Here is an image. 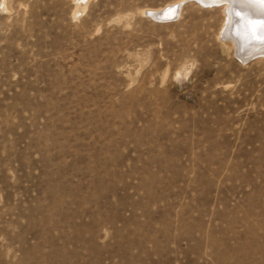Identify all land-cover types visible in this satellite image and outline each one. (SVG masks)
Masks as SVG:
<instances>
[{
  "label": "rangeland",
  "instance_id": "obj_1",
  "mask_svg": "<svg viewBox=\"0 0 264 264\" xmlns=\"http://www.w3.org/2000/svg\"><path fill=\"white\" fill-rule=\"evenodd\" d=\"M225 23L0 0V264H264V56Z\"/></svg>",
  "mask_w": 264,
  "mask_h": 264
},
{
  "label": "bare ground",
  "instance_id": "obj_2",
  "mask_svg": "<svg viewBox=\"0 0 264 264\" xmlns=\"http://www.w3.org/2000/svg\"><path fill=\"white\" fill-rule=\"evenodd\" d=\"M204 5L221 6L226 15V23L222 29L221 38L230 40L241 61L251 57L264 56V42L260 39V30L253 26L259 21H264V0H199ZM178 1L166 4L156 12L148 11L152 16L157 18L165 10L163 17H170L178 14ZM181 2V1H180ZM175 6L177 8H175ZM143 13H146L143 11ZM151 16V17H152ZM154 19V18H153ZM172 19H164L169 21ZM163 21V20H162ZM254 59V58H253Z\"/></svg>",
  "mask_w": 264,
  "mask_h": 264
},
{
  "label": "water",
  "instance_id": "obj_3",
  "mask_svg": "<svg viewBox=\"0 0 264 264\" xmlns=\"http://www.w3.org/2000/svg\"><path fill=\"white\" fill-rule=\"evenodd\" d=\"M194 1H196L197 3L198 2H200L199 0H194ZM175 8H177L176 6H175ZM165 10H163V12H164ZM162 12V13H163ZM162 13L160 14V16H158L157 18H155L154 16H152L151 14V16L154 18V19H156V20H164V19H174L175 17H176V9H175V12H174V14L172 15V16H170V17H163V15H162ZM259 30L257 29V32H258ZM261 34V33H260ZM236 52V51H235ZM236 56H237V52H236ZM253 58H255V57H251V58H249V59H246V60H243V62H247V61H249V60H251V59H253Z\"/></svg>",
  "mask_w": 264,
  "mask_h": 264
},
{
  "label": "snow or ice",
  "instance_id": "obj_4",
  "mask_svg": "<svg viewBox=\"0 0 264 264\" xmlns=\"http://www.w3.org/2000/svg\"><path fill=\"white\" fill-rule=\"evenodd\" d=\"M232 2H236V0H232ZM253 27L260 30V33H261L260 39H261V42H264V21H259Z\"/></svg>",
  "mask_w": 264,
  "mask_h": 264
}]
</instances>
